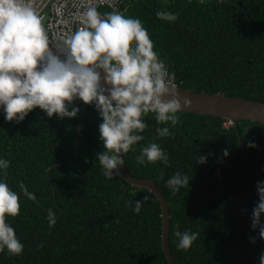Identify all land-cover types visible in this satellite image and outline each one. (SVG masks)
<instances>
[{
    "label": "trees",
    "instance_id": "1",
    "mask_svg": "<svg viewBox=\"0 0 264 264\" xmlns=\"http://www.w3.org/2000/svg\"><path fill=\"white\" fill-rule=\"evenodd\" d=\"M157 10L179 16L161 20ZM126 15L142 21L180 87L264 104V0H131ZM75 104L81 128L74 160L80 112L61 119L37 107L17 122L6 121L0 110V157L10 161L6 180L17 192L23 181L37 198L21 194L19 214L7 217L24 248L20 255L0 252V264H168L158 199L121 173L103 175L95 155L104 150L102 118L93 105ZM178 115L166 137L157 135L165 125L154 113L143 117L145 140L123 154L129 173L153 180L169 203L176 263L258 264L264 239L251 227V212L259 199L257 181H264V123L239 120L236 129L220 117ZM150 140L168 153L167 165L138 166L140 145ZM200 155L205 163L196 162ZM177 171L190 180L173 193L166 180ZM136 200L142 201L139 213L133 211ZM49 208L56 214L51 228ZM185 230L197 231L198 239L178 249L176 232Z\"/></svg>",
    "mask_w": 264,
    "mask_h": 264
},
{
    "label": "clouds",
    "instance_id": "2",
    "mask_svg": "<svg viewBox=\"0 0 264 264\" xmlns=\"http://www.w3.org/2000/svg\"><path fill=\"white\" fill-rule=\"evenodd\" d=\"M155 15L175 21L179 13L157 10ZM80 19L81 26L59 43H50L40 12L29 0H0V110L6 121L20 122L37 107L48 117L63 119L78 116L77 99L93 105L102 118L98 128L104 145V150L95 155L103 175L112 179L120 175L124 155L130 150L135 152L137 142L145 140L142 133L148 124L143 117L154 113L157 124L165 125L156 128L157 135L170 136L167 125L175 127L180 122L178 113L191 100L184 97L182 105L174 73L160 58L138 17L115 8L101 13L89 6ZM226 124L233 126L227 121ZM255 146L249 142V147ZM223 151L225 156L229 154L227 149ZM135 160L138 166L156 161L167 165L169 155L150 140L140 145ZM196 162L205 163L206 156H197ZM9 164L0 157V252L20 255L24 244L7 217L19 214L21 194L33 201L37 198L23 181L19 182L20 192L10 187L6 180ZM189 180L187 174L177 171L169 176L166 185L175 193L189 185ZM256 186L259 199L251 212V227L264 239V181H257ZM134 205L133 211L139 213L142 201L136 200ZM46 219L49 228L56 224L51 208ZM176 236L177 248L187 250L199 233L177 231ZM249 239L256 241V237ZM258 264H264V251Z\"/></svg>",
    "mask_w": 264,
    "mask_h": 264
},
{
    "label": "water",
    "instance_id": "3",
    "mask_svg": "<svg viewBox=\"0 0 264 264\" xmlns=\"http://www.w3.org/2000/svg\"><path fill=\"white\" fill-rule=\"evenodd\" d=\"M200 1V0H197ZM208 1V0H205ZM181 103L183 105V98L188 97L191 104L184 107L182 112L194 113L198 115L220 117L227 122L233 124L238 129L239 120H250L264 123V104L249 101L247 99L233 98L219 93H203L183 87H177ZM164 99H171L170 96H165ZM81 128V112L76 136V150L75 157L78 151V138L80 136ZM240 140V152L244 157L242 140ZM123 155V154H121ZM245 159V157H244ZM72 160V161H73ZM49 171V170H48ZM47 171V172H48ZM120 172L124 180L130 185L143 187L151 191L158 199L161 206L162 217V248L166 256L168 264H177L171 251L169 237H170V210L169 203L156 183L151 179L133 177L126 164L122 165Z\"/></svg>",
    "mask_w": 264,
    "mask_h": 264
},
{
    "label": "built area",
    "instance_id": "4",
    "mask_svg": "<svg viewBox=\"0 0 264 264\" xmlns=\"http://www.w3.org/2000/svg\"><path fill=\"white\" fill-rule=\"evenodd\" d=\"M131 0H29L38 9L48 30L50 43H59L78 26H81L80 15L86 7L95 6L101 13L114 8L126 15ZM51 46V45H50ZM53 50L55 51L54 46ZM169 70V65L166 63ZM176 87H180L175 79Z\"/></svg>",
    "mask_w": 264,
    "mask_h": 264
},
{
    "label": "rangeland",
    "instance_id": "5",
    "mask_svg": "<svg viewBox=\"0 0 264 264\" xmlns=\"http://www.w3.org/2000/svg\"><path fill=\"white\" fill-rule=\"evenodd\" d=\"M229 125V123L226 124V126Z\"/></svg>",
    "mask_w": 264,
    "mask_h": 264
}]
</instances>
